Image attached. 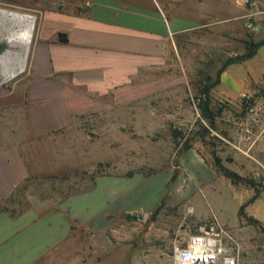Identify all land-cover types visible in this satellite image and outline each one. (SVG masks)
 <instances>
[{
    "label": "rangeland",
    "instance_id": "obj_1",
    "mask_svg": "<svg viewBox=\"0 0 264 264\" xmlns=\"http://www.w3.org/2000/svg\"><path fill=\"white\" fill-rule=\"evenodd\" d=\"M0 8L37 21L25 72L0 86L1 146L7 154L14 146L22 177L12 193L4 186L0 195V264H174L175 249L212 219L238 237L242 264H264V228L247 213L251 199L264 192V92L249 93L260 124L239 101L219 97L216 87L213 123L195 98L200 82L215 81L228 56L180 42L187 72L178 82L108 99L66 132L38 142L28 138L27 114L16 113L10 101L22 98L45 15L60 9L57 2L33 0H0ZM24 47L18 44L14 58L23 60ZM33 158L43 171L33 169ZM70 161L78 166L66 168ZM49 162L58 169H46ZM218 166L246 182L233 184ZM253 206L264 209V193Z\"/></svg>",
    "mask_w": 264,
    "mask_h": 264
},
{
    "label": "crops",
    "instance_id": "obj_2",
    "mask_svg": "<svg viewBox=\"0 0 264 264\" xmlns=\"http://www.w3.org/2000/svg\"><path fill=\"white\" fill-rule=\"evenodd\" d=\"M253 1L256 5L246 0H33L35 4L57 2L60 11L45 15L27 73L29 80L22 98L10 101V107L27 114L29 139L40 142L60 135L108 104V99L137 97L163 82H178L179 73L187 72L180 42L198 43L232 57L244 52L247 41H264V0ZM33 32L34 27L32 39ZM260 63L264 64V47L254 58L229 66L215 93L235 103L243 92L261 95L264 68L258 69ZM1 134L3 195L4 186L11 187L8 193H12L22 177L14 146L5 153ZM34 160L33 169L43 171ZM49 163L46 169H58L57 163ZM77 166L70 161L66 168ZM257 199L247 213L264 228V209L253 206ZM50 247L56 249L54 244Z\"/></svg>",
    "mask_w": 264,
    "mask_h": 264
},
{
    "label": "built area",
    "instance_id": "obj_3",
    "mask_svg": "<svg viewBox=\"0 0 264 264\" xmlns=\"http://www.w3.org/2000/svg\"><path fill=\"white\" fill-rule=\"evenodd\" d=\"M247 4L256 5L253 0ZM252 22L248 27L252 28ZM241 106L255 113V121L260 124L258 111L252 106L253 98L249 93H241ZM243 246L235 233L212 219L200 226L186 241L185 246L177 247L174 252V264H242Z\"/></svg>",
    "mask_w": 264,
    "mask_h": 264
},
{
    "label": "water",
    "instance_id": "obj_4",
    "mask_svg": "<svg viewBox=\"0 0 264 264\" xmlns=\"http://www.w3.org/2000/svg\"><path fill=\"white\" fill-rule=\"evenodd\" d=\"M23 17L36 21L34 15L0 8V86L17 78L26 70L31 46L25 50L24 61L14 58L20 43L21 36L18 34L25 27ZM7 63L9 69L6 71L4 64Z\"/></svg>",
    "mask_w": 264,
    "mask_h": 264
},
{
    "label": "trees",
    "instance_id": "obj_5",
    "mask_svg": "<svg viewBox=\"0 0 264 264\" xmlns=\"http://www.w3.org/2000/svg\"><path fill=\"white\" fill-rule=\"evenodd\" d=\"M261 47H264V41L255 42V41H247L245 45V50L242 54H239L237 56L229 57L225 60V62L222 64L221 68L219 69L217 73V78L215 81H212V76H207L204 81L200 82L199 91L197 96L195 97L196 100L199 101V109L201 112V115L204 119H206L208 122L213 123L216 115L211 109V92L212 90L217 87L221 82V75L222 73L231 65L233 64H239L244 61L250 60L254 58L259 49ZM173 138L174 140L180 139V133L173 132ZM188 147V146H187ZM190 149V147H188ZM217 170L223 174L226 178L230 179L233 184H239L241 182H246L245 178L240 176L234 171H231L227 168H224L222 166H218ZM248 186H253V184L249 183ZM260 195V193H257L254 198L251 199L250 202H253L257 197ZM244 209L245 206H242L240 211V217L244 216ZM251 220L255 223H259L258 220L251 217Z\"/></svg>",
    "mask_w": 264,
    "mask_h": 264
},
{
    "label": "bare ground",
    "instance_id": "obj_6",
    "mask_svg": "<svg viewBox=\"0 0 264 264\" xmlns=\"http://www.w3.org/2000/svg\"><path fill=\"white\" fill-rule=\"evenodd\" d=\"M24 19V21H25V27H23L22 28V30H20V32H19V36H21L20 37V43H19V45H21V46H25L24 48H25V50H26V48L29 46H31V44H32V31H33V27H35V23H36V21H32V20H30L28 17H23ZM33 23H34V25H33ZM31 26V27H30ZM29 30L30 31V34H28V36H26L25 34H24V32L26 31V30ZM24 34V35H23ZM30 43V44H29ZM25 55V54H24ZM24 59H25V57L23 58V61H24Z\"/></svg>",
    "mask_w": 264,
    "mask_h": 264
}]
</instances>
